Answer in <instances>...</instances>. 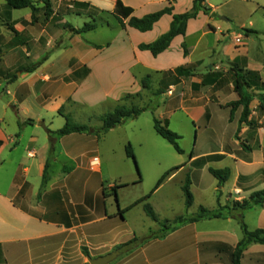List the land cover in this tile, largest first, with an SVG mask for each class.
<instances>
[{
    "label": "crops",
    "instance_id": "0c3cea01",
    "mask_svg": "<svg viewBox=\"0 0 264 264\" xmlns=\"http://www.w3.org/2000/svg\"><path fill=\"white\" fill-rule=\"evenodd\" d=\"M117 1L50 0L51 10L41 4L44 9L36 11L33 19L30 8L19 13L6 0H0V26L5 29L9 23L17 32L15 35L10 29L11 33L6 30L5 37L0 36L1 50L6 47L13 56L1 54L0 75L7 69L24 67L23 55H28V50L34 56L28 63L50 52L35 69H17L12 79L2 77L9 90L0 88V264H86L89 257L116 249L121 254L108 264H232L234 249L243 238L238 216L250 230L264 229V202L234 214L188 221L174 229L150 222L144 209V204L150 203L161 220L195 216L200 206L215 210L248 200L264 189V112L259 108L264 99L260 83L264 82V41L255 48L247 40L250 33L236 38L229 19H222L218 7L208 0L211 12H200L190 19L186 33L174 37L157 56L139 46L167 32L172 14H164L148 31L130 27V17L124 19V27L116 18L119 28L105 42L85 38L83 34L88 31L73 30L81 28L68 20L74 14L88 15L96 22L95 17L101 14L114 15ZM121 1L133 9L131 16L135 17L168 5L173 13H183L194 2ZM65 5L76 11H64ZM105 24L111 25L105 21L101 28ZM98 27L97 23L94 30ZM248 29L258 36L262 31ZM233 64L256 72L261 80L249 89L255 94L248 117L251 123L241 122L242 106H230L239 99ZM181 66L187 70L177 74L175 69ZM147 76L149 88L143 86ZM151 88L159 95L154 105L141 99ZM126 94L134 95L129 103L142 101L143 105H137L147 107L144 113L156 114L169 127L179 113L185 116L186 124L192 121L196 130L194 144L190 151L183 149L178 163L170 164L162 157L156 161L155 172L160 177L173 167L177 169L139 203L135 202L147 195L128 198L124 191L139 178L126 146L135 145L127 127L140 115L99 133L101 116L122 103ZM102 106L107 107L101 110ZM91 110L97 112L98 128L55 135L51 150L49 130L62 128L66 115L73 117ZM27 119L33 123H27ZM172 128L183 136L182 130ZM119 129L124 132L121 159L126 172L112 173L103 162L101 145ZM137 138L140 146L148 143L147 138ZM94 157L100 159L95 166ZM47 162L48 179L42 187ZM210 168H230L231 173L221 182ZM107 178L111 182L106 183ZM177 178L182 191L186 179H190L193 205L185 207L183 191L184 209L162 216L154 199ZM116 185L118 199L113 191ZM169 203L166 199L164 208ZM122 244L126 245L120 248ZM240 264H264V244L250 243Z\"/></svg>",
    "mask_w": 264,
    "mask_h": 264
},
{
    "label": "rangeland",
    "instance_id": "374dc122",
    "mask_svg": "<svg viewBox=\"0 0 264 264\" xmlns=\"http://www.w3.org/2000/svg\"><path fill=\"white\" fill-rule=\"evenodd\" d=\"M208 1L218 7L217 14L219 16H224L229 19L228 24H230L233 33H236L235 35L236 38L250 33V35L248 36L249 38H247V40L251 43V46L254 44V47L257 48L260 43L263 44L264 0H208ZM41 4H43L44 8L46 9L44 3L40 0H37L36 3L38 7L37 11H39L40 9H44V8H40L42 7ZM63 8H64L63 10L66 12L76 11L75 8L69 7L67 5H65ZM24 10L19 9V11L17 12L22 13ZM219 16L216 17L217 20L220 19ZM95 18H96V22L99 24L98 29L94 31L91 30L90 32L88 31V33L85 32L83 35H85V38L89 40H92L93 38L94 40L100 42L108 41L114 35V32L119 28L116 17L108 13V14H101ZM68 20L74 25L76 26L79 25L82 27L86 22H90V21L93 22V17H89L88 15L85 14H79V15L74 14L71 18H68ZM105 21L109 22L111 25L108 26L105 24L106 26L101 28L102 26L101 24L105 23ZM63 25L64 23H62V26ZM248 28L262 30L263 32L261 31V33L258 36L254 32V30ZM10 29L12 30L13 34L15 35L17 34L16 30H14L9 23H6L5 29H3V27L0 26V36L5 37L6 30L10 32L11 31ZM1 32L4 34H2ZM66 43H68V39ZM5 53L13 57L12 54L10 53V50H8L6 47L3 49V51L1 50V54L3 56L6 55ZM27 53L29 54L27 55L24 53L25 55H23V58L25 59L26 62H23V65L21 66L24 67L10 68L1 73L4 74V75H0V88L2 89V91L7 92L9 90L7 88V83H5V81L2 80V77H6V80L12 79L13 76H16L14 74L16 73L17 69L18 70L20 69L21 71L22 70L26 71L27 68H30L32 66L36 65L37 67L40 63H42L44 60L48 58L50 52L49 51L46 52L45 56H43L40 60L33 63L27 62L28 60L34 57L33 52H30L28 50ZM1 81H3V83H1ZM141 99L143 102L145 101L148 102L149 105H154L158 101L159 95L154 88H151L148 89L145 97L141 96ZM130 100L127 103H129ZM153 100H156V102H154ZM142 101L137 100L138 102L137 104L143 105ZM106 107L107 106H102L101 110L106 109ZM96 115L97 112L91 110L90 112H85L84 114H73V117L71 116L72 117L71 119L75 123L83 122L85 124L98 128L97 125L99 122ZM154 117H157L156 114L154 116V114H152L150 111H148L147 113L143 112L142 114H140V116L137 119H134L135 121H131L132 123H130V125L127 127V133L129 137L133 139L132 141H134L135 143L133 150L135 152L136 162L131 157L130 160L138 177H139L138 169L141 176V179L138 178V182L136 184L134 183V185H131L130 187L125 189L124 193L128 198H134L142 195H151L153 193L152 191L156 187L159 177L161 175L155 172V167L157 165L156 161L160 160L161 157L164 158L170 164L178 163L181 159L180 153H178L175 150L173 145L169 141L161 137L155 131ZM182 120H183V126H182ZM161 121L165 123L164 120ZM132 124H135V126L138 125L139 127L132 126ZM172 127L176 129L179 128L180 130L183 131V136L179 140V144L182 147V149L190 151V148L192 147V145L196 140V130L194 127V123L190 121V123L186 124L185 116L177 113V115L173 117ZM31 128L32 127L30 126L28 127L27 130L29 131L31 130ZM123 133L124 132L119 129L118 131L112 133L108 137V139L105 142H103L101 145L103 162L107 164L109 170L112 173L120 172V171L122 172L123 170L124 172H126V165L121 159V144H122L121 139L123 138ZM137 137L144 139L147 138L148 143L143 146L136 144V140L138 139ZM107 179H109V181L106 180V183L111 182V178H107ZM166 199H168L169 202H171V204L169 203L168 207L165 206L164 208L163 205ZM154 201L157 203V205H159V209H160L159 213L162 216L165 215V213L166 215H174L175 213H177V211H181V209H184L183 191L180 187L179 178L173 181H169L167 185L158 193V195H156ZM185 207L190 208L187 206ZM182 211L185 212V210ZM185 214H187V212H185ZM148 220H150V222H153V220H151L150 218Z\"/></svg>",
    "mask_w": 264,
    "mask_h": 264
},
{
    "label": "trees",
    "instance_id": "16d2710c",
    "mask_svg": "<svg viewBox=\"0 0 264 264\" xmlns=\"http://www.w3.org/2000/svg\"><path fill=\"white\" fill-rule=\"evenodd\" d=\"M44 3L47 10H51V4L50 0H40ZM7 4L14 9H23V8H30L32 10V16L33 19L36 18V11L38 10V7L36 5L37 0H6ZM200 12H204L206 14H209L211 12V7L208 6L207 0H194L193 6L190 10L183 12V13H173V7L171 5H168L164 7L163 9L149 13L144 15L143 17H135L131 16L133 13V9L129 6H126L123 4L121 0H118L115 6V9L113 11V14L116 16L120 24L124 27V19L129 18L128 25L130 27H134L140 31H148L151 30L154 26V24L164 15V14H172L173 20L171 22L170 29L160 35L155 41L148 43V44H141L139 47L142 50H149L152 52L153 55L157 56L159 53L166 50L174 37L177 35H184L187 30V24L190 19L196 18ZM97 27L96 22H86L81 28L76 29L73 28V30L77 33H82L84 31H90L94 30ZM46 59V58H45ZM0 60H1V48H0ZM233 70L235 73L234 76V86L235 91L239 95V99L236 101H233L230 103V106L234 109L239 106L243 107V114L241 118V122H248L251 123V121L248 119L251 109H250V103L254 99V93L251 92L249 89L252 87L253 82L257 83L260 82V77L256 75L257 73L250 70H245L238 65L233 64ZM36 68L35 66H32L28 68L29 71ZM187 70V67L181 66L175 69V72L177 74H183ZM258 76V77H257ZM150 76H147V78L143 81V86L145 88H149L150 84ZM261 87L264 88V82H260ZM134 97L132 94H126L123 96V102L120 103L118 106H116L114 109L104 113L101 116L102 121V127L99 130V133H105L109 131L110 129L124 123L126 120L138 117L143 111L147 109V107H142L134 103H127L128 100ZM261 111L264 112V99L260 100V107ZM232 109V110H233ZM66 123L65 125L56 130L52 131L49 130L52 147L51 150L54 149V141H55V135H67L74 132H92L93 127L88 124H79L72 121L70 115H66ZM27 123H33L32 119H27ZM1 126V122H0ZM154 129L155 131L164 139L169 141L175 150L178 153H182L183 149L179 144V140L182 138V136L177 133L176 131L172 130L168 123L161 121V119L154 117ZM126 153L128 157H131L136 162V156L135 152L133 150V146L131 143L127 144L126 146ZM48 168H49V162L46 164V168L43 175V183L42 187H44L47 179H48ZM138 168V167H137ZM177 167H173L169 170H167L158 180L156 187L153 189L152 192H154L164 181L165 179L173 172ZM211 173L217 177L221 182L227 180L230 176V168H224V169H214L210 168ZM139 173V179H141L140 172ZM191 182L190 179H186L184 185H183V191L185 195V203L187 207H190L193 205L194 202V196L190 188ZM117 188L118 185L113 187V191L115 195L117 194ZM150 195L145 196L142 199H139L135 203H139L149 197ZM116 199L117 195H116ZM264 202V189L260 191H256L252 194L251 198L248 200H242V201H234L231 205L228 206H219L218 209L210 210L207 209L204 206H200L198 213L195 216H187V215H180L177 216L174 219H164L161 220L159 218V215L154 210L153 206L150 203L144 204V209L146 214L154 221L160 222L163 225L164 229H174L178 227L180 224H184L188 221H196L201 218H215V217H221L223 215H230L234 214V211H241L244 209H247L251 207L253 204H262ZM134 203V204H135ZM133 204V205H134ZM228 210V211H226ZM239 221L241 223V227L243 230V238L242 240L236 245L233 257H232V264H240L241 256L243 251L246 249V247L252 243V242H259L264 244V229L259 228L256 230H250L247 225L242 220V216H238ZM133 242L127 243V245L132 244ZM126 244H122L119 247L123 248V246ZM89 264V263H86Z\"/></svg>",
    "mask_w": 264,
    "mask_h": 264
},
{
    "label": "water",
    "instance_id": "95a60500",
    "mask_svg": "<svg viewBox=\"0 0 264 264\" xmlns=\"http://www.w3.org/2000/svg\"><path fill=\"white\" fill-rule=\"evenodd\" d=\"M222 19L227 20L226 17L221 16ZM121 254V251L119 249H116L106 255L99 256L97 258H91L89 257V263L90 264H108L109 262L116 259Z\"/></svg>",
    "mask_w": 264,
    "mask_h": 264
},
{
    "label": "built area",
    "instance_id": "2783aa9c",
    "mask_svg": "<svg viewBox=\"0 0 264 264\" xmlns=\"http://www.w3.org/2000/svg\"><path fill=\"white\" fill-rule=\"evenodd\" d=\"M99 163H100L99 157H94L92 160V165L95 166V165H98Z\"/></svg>",
    "mask_w": 264,
    "mask_h": 264
}]
</instances>
